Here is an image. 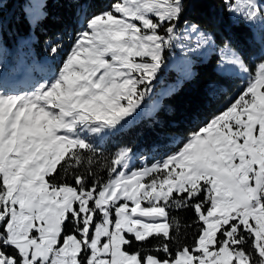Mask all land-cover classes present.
<instances>
[{"label":"snow or ice","instance_id":"6c2138e0","mask_svg":"<svg viewBox=\"0 0 264 264\" xmlns=\"http://www.w3.org/2000/svg\"><path fill=\"white\" fill-rule=\"evenodd\" d=\"M12 2L0 0V53ZM208 2L27 0L17 46L47 55L28 89L0 73V264H264V48L246 59L220 42L231 99L162 158L134 168L130 147L106 155L98 143L136 115L176 51L191 62L214 44L190 19ZM59 3L76 28L57 61L64 33L47 25ZM222 3L264 24V3Z\"/></svg>","mask_w":264,"mask_h":264},{"label":"trees","instance_id":"16d2710c","mask_svg":"<svg viewBox=\"0 0 264 264\" xmlns=\"http://www.w3.org/2000/svg\"><path fill=\"white\" fill-rule=\"evenodd\" d=\"M26 2L27 0H15L4 10L6 21L4 45L12 46V63L10 62L12 69L18 61L19 52L27 51L39 60L47 55L43 51L42 44L31 48L17 46L16 34L27 31L21 12ZM107 2L108 0H104V3ZM224 8L222 0H210L191 10L190 19L212 34L214 46L219 45L223 40H230L233 46L243 52L246 59L250 56H259L264 47V31L259 40L256 39L248 24L238 17L236 20L230 19ZM49 11L51 13L47 25L49 35L55 32L64 33L61 58L71 44L69 33L74 37L76 20L72 14V6L68 3L49 4ZM43 38L41 37L42 40ZM216 60L217 54L214 50H210L204 58L193 57L189 64L191 74L182 77L173 88L166 90L151 114L138 116L111 138L98 141L104 148L105 154L114 152L120 146H128L135 153L131 163L133 167L139 166L141 159L145 163H151L174 151L177 140L222 110L232 97V91L228 90L232 81H226L218 75L214 66ZM7 70L10 71V68ZM174 74L173 70L168 69L163 78L173 80ZM6 84L17 89L23 88L20 84L16 87L11 83ZM101 174L106 178V172ZM179 215L191 219L192 212L188 210ZM187 242H191L190 236Z\"/></svg>","mask_w":264,"mask_h":264},{"label":"rangeland","instance_id":"374dc122","mask_svg":"<svg viewBox=\"0 0 264 264\" xmlns=\"http://www.w3.org/2000/svg\"><path fill=\"white\" fill-rule=\"evenodd\" d=\"M258 2L264 3L263 0H258ZM26 6H27V2L25 4L24 9L26 8ZM229 17L232 20H236V18H237V17H234L232 14H229ZM248 25L252 30L253 36L259 40L261 34L264 31V24L255 23V24H248ZM206 32H208V31H206ZM218 46L219 45L214 46V44L209 45L199 55V57L204 58L210 50H214L216 52V54H218ZM66 53H67V51H66ZM66 53L62 57H64L66 55ZM11 54H12V46L9 47L7 45H5L3 53H0V59H2V62H3L2 67H0V73H2L4 82L5 83H11L12 86H14V87H16V86H18V84H20L23 86V88H20V89L30 88L35 81L40 79L39 74L33 70L34 64H31L33 62V60L36 58L32 54H29L27 51H25V53L19 52V55L17 57L18 61L16 62L15 68L12 69L11 68V63H12L11 62V58H12ZM61 58H60V54H59L57 56V61H59ZM44 59L45 58H40V60H44ZM192 59H193V57L191 58V60ZM216 62H217V60H216ZM216 62L214 65L215 69H216ZM189 64H190V62L183 55H181V53L179 51H176L173 54V56L169 57L167 64H166V67L159 74L158 78L154 82V88H153L152 94L148 98L145 99L143 106L139 109V111L136 113V115L132 119H130L128 122L133 121L138 116H144V115L151 114L152 111L154 110V108L158 105L160 96L164 92H166V90L173 88L174 85L177 82H179L182 77H185V76H188L191 74L192 70L190 69ZM31 66H33V68H31ZM8 68H10V71L7 70ZM168 69L173 70L175 73L173 80L163 78L164 74L166 73V71ZM134 155H135V153L132 152L131 163L134 160ZM151 163H147V164H151ZM144 164H145V162L141 159L140 165L139 166H133V167L134 168L142 167V166H144Z\"/></svg>","mask_w":264,"mask_h":264}]
</instances>
